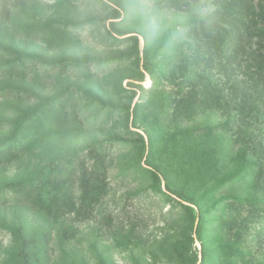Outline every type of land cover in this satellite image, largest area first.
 Listing matches in <instances>:
<instances>
[{
  "label": "rangeland",
  "instance_id": "rangeland-1",
  "mask_svg": "<svg viewBox=\"0 0 264 264\" xmlns=\"http://www.w3.org/2000/svg\"><path fill=\"white\" fill-rule=\"evenodd\" d=\"M261 8L0 0V264H264ZM69 161L102 195L36 210Z\"/></svg>",
  "mask_w": 264,
  "mask_h": 264
},
{
  "label": "trees",
  "instance_id": "trees-1",
  "mask_svg": "<svg viewBox=\"0 0 264 264\" xmlns=\"http://www.w3.org/2000/svg\"><path fill=\"white\" fill-rule=\"evenodd\" d=\"M173 3L175 0H171ZM257 14H264L262 8ZM257 71L264 76V52L256 58ZM211 100L207 97L199 101ZM216 104L218 99L214 101ZM53 105L49 106L52 107ZM21 139H15L0 147V156L17 153L21 148ZM75 162L69 161L65 166L67 168L64 177L60 179L53 178L50 180L49 174L45 175L42 181L36 185L31 186L26 192V200L31 203L36 210L44 212L48 215L58 216L65 213L72 212L77 206H89L94 204L102 195L105 189V183L101 179L104 166L101 163H93L89 167L82 166L75 169ZM264 165L260 164L257 175L260 176L261 181L264 182V174L262 168ZM19 182L11 183L12 186H17L15 191L19 190ZM33 190H36L33 194ZM184 200H187L184 198ZM23 249L25 248L24 240H22Z\"/></svg>",
  "mask_w": 264,
  "mask_h": 264
}]
</instances>
